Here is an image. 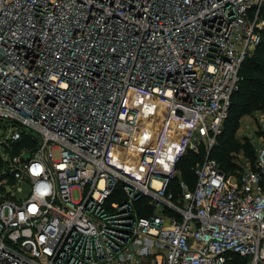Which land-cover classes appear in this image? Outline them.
I'll list each match as a JSON object with an SVG mask.
<instances>
[{"label":"built area","instance_id":"2783aa9c","mask_svg":"<svg viewBox=\"0 0 264 264\" xmlns=\"http://www.w3.org/2000/svg\"><path fill=\"white\" fill-rule=\"evenodd\" d=\"M262 10L0 0V264H264V116L253 167L209 156Z\"/></svg>","mask_w":264,"mask_h":264},{"label":"trees","instance_id":"16d2710c","mask_svg":"<svg viewBox=\"0 0 264 264\" xmlns=\"http://www.w3.org/2000/svg\"><path fill=\"white\" fill-rule=\"evenodd\" d=\"M264 18V10L261 11ZM240 81L237 91L230 99L227 117L222 131L217 136L211 149L210 158L219 163L222 172L233 170L230 153L237 150L239 145L234 138V132L239 118L253 111H264V30L261 31V41L245 57L240 71ZM249 152L248 146L245 147ZM203 151L199 154L186 153L176 164L179 177L189 188L195 183V176L191 166L203 160Z\"/></svg>","mask_w":264,"mask_h":264},{"label":"rangeland","instance_id":"374dc122","mask_svg":"<svg viewBox=\"0 0 264 264\" xmlns=\"http://www.w3.org/2000/svg\"><path fill=\"white\" fill-rule=\"evenodd\" d=\"M141 98L145 101L151 100L152 102H154L150 104L152 106V109L151 107H149V109L151 110V112H154L155 116L158 115L159 110H161L160 112H162V109L160 107H157L158 105H156V100L153 97L141 95ZM145 114L141 111L140 117L144 118ZM258 116H264V111L256 110L239 118L236 130L234 132V138L237 141L239 147L237 150L230 153L234 168L232 171L228 172V174H235L237 171L240 172L241 170L249 166L253 167L255 158V145L261 141L262 137ZM246 146H248L249 152L246 151ZM195 164H193L191 168H193ZM217 164L219 165L218 162ZM23 189H26V187L23 186ZM72 198L73 200H77L78 194L76 192H73Z\"/></svg>","mask_w":264,"mask_h":264},{"label":"bare ground","instance_id":"6f19581e","mask_svg":"<svg viewBox=\"0 0 264 264\" xmlns=\"http://www.w3.org/2000/svg\"><path fill=\"white\" fill-rule=\"evenodd\" d=\"M136 99H137V103H138L139 105L141 104V102H143L142 99H139V97H137ZM149 103H151V102L149 101ZM152 103H154V102H152ZM146 121H147V120H146ZM140 130H141L142 132H146V129H145V127H143V126H140Z\"/></svg>","mask_w":264,"mask_h":264}]
</instances>
